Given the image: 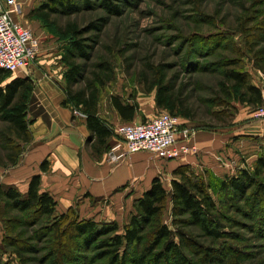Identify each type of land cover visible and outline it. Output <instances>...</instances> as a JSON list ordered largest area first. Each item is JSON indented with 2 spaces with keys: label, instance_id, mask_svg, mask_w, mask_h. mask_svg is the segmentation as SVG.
<instances>
[{
  "label": "rangeland",
  "instance_id": "obj_1",
  "mask_svg": "<svg viewBox=\"0 0 264 264\" xmlns=\"http://www.w3.org/2000/svg\"><path fill=\"white\" fill-rule=\"evenodd\" d=\"M48 1L50 0H20L21 8L16 19L30 27L40 37L45 56L42 62L50 61L51 66L55 67L57 77L64 78L62 82L65 86V73L69 65L65 55L71 40L70 36L65 34V28L68 24L75 23L84 30L82 38L88 39L85 43L89 45V56L75 60L82 65L84 79L73 87V91L90 87L99 89V115L113 126L114 134L121 123L128 122L123 121L112 106L111 95H121L132 102L142 101V98L151 96V91L156 94L158 87L156 82L160 80L165 84L174 85V88L182 93L186 107L190 110L189 119L195 121L194 125L226 134L229 137V147H236L235 143L243 139L255 138L248 134L250 125L264 127V119L236 120L239 108L234 102L237 100L226 99L224 104L213 102L217 101L218 97L224 98V95L220 94V81L224 71L222 63L225 59L237 61L238 66L234 67L249 72L252 81L256 79L259 83L263 82L264 0H108L115 10L105 7L103 0H90V6L84 2L79 3L77 12L53 13L48 20H44L32 11ZM16 74L23 73L11 72L12 76L7 82ZM147 87L150 88L147 90ZM153 107L155 114L167 110L158 106ZM246 107L250 113L255 108L253 105ZM77 109L84 113L81 108ZM115 138L119 140L117 134ZM241 142L245 143L239 150L233 148L235 155L227 156L229 159L222 156L224 160L220 159V162L225 163L223 165L230 170H225L227 171L225 175L223 173L220 176L209 169L203 170L191 165L207 179L210 193L217 201L220 192L219 182L238 175L243 169L238 170L239 165L243 167L245 163L244 151H247L249 146L246 141ZM109 144L108 142L107 146H110ZM263 151L264 143L258 150L252 152L256 154H252V159L248 158L249 165L246 163L244 169L252 170ZM236 159L239 161L238 166ZM0 167L3 168L0 171L2 174L5 169L12 166ZM173 176L168 175L162 181L168 189L171 187L169 178ZM259 180L264 181V176L259 177ZM252 196L248 195L241 200L235 197L225 204H220L218 211H221L223 216H219V212L213 213L226 233L224 238L205 236L197 225L184 227L190 237L204 249L218 250L219 258L210 263L204 260L206 258L204 249L201 253L197 252L199 248L186 249L191 263L264 264V235L259 232L257 226L260 221V208L264 203H255ZM2 205L0 199V210L3 208ZM73 207L81 219L100 218L101 212L111 209L108 215H115L109 198H91L89 210L84 211V214L78 202ZM131 212H135L134 207ZM60 214L55 212L50 221ZM127 214V219L118 220L119 232H123L124 225L130 220V213ZM15 215L18 214L15 212ZM163 221L175 229L171 224L169 210L163 215ZM33 222L31 219L18 226L12 236L30 240L29 237L34 236V231L39 227L33 226ZM6 233L3 217L0 216V260L2 264L8 262L21 264L16 254L3 242ZM30 241L37 249L35 252L25 254L26 264H52L54 259L52 238L35 236ZM92 253H85L89 258L86 264L93 263L89 257ZM106 262L107 259H103L93 264Z\"/></svg>",
  "mask_w": 264,
  "mask_h": 264
},
{
  "label": "trees",
  "instance_id": "obj_2",
  "mask_svg": "<svg viewBox=\"0 0 264 264\" xmlns=\"http://www.w3.org/2000/svg\"><path fill=\"white\" fill-rule=\"evenodd\" d=\"M90 6V0H50L43 3L32 12L38 17L48 20L53 13L71 14L79 10V3ZM103 5L111 10L114 6L103 0ZM94 23L91 24L93 28ZM65 34L70 36V44L66 49L65 59L69 61L65 73L67 93L65 105L81 108L86 115L87 126L94 138L92 150L94 156H101L109 148L108 142L114 134L113 126L100 115L98 108L97 87L73 91V87L84 79L82 65L75 62L78 58L89 56V45L82 38L84 30L75 23L68 24ZM237 61L225 59L222 66L224 71L220 81V94L214 103L224 104V100H237L248 105L258 106L263 103L261 87L255 85L251 75L238 67ZM11 72L0 68V165L14 166L25 150L26 144L33 140L28 119V100L35 86L32 77H11ZM64 78H62L63 80ZM64 84V83H63ZM156 105L167 109L180 117L189 118L190 110L182 93L172 84L157 81ZM150 87H147V90ZM218 96V95H217ZM111 104L121 119L131 122L139 112L137 101L125 99L121 95H111ZM48 162L42 163L46 170ZM171 187L164 186L162 180L156 177L151 187L134 201L135 212L123 232H119L117 221L104 222L95 219H81L75 207L53 217L57 201L49 192L41 191V176L32 177L28 191L22 193L15 185H0V199L3 205L0 216L6 226L3 242L16 254L21 264H26L25 254L35 252L31 241L33 237L50 236L52 238V264H86L89 258L85 253L93 252L90 257L93 263L107 259L106 264H193L189 260L186 249L193 248L201 253L204 249L190 234L185 226L197 225L204 235L215 239L225 237V232L213 216L219 212L220 204L238 198L244 199L253 195L255 203H264V151L259 155L252 170L242 169L238 175L221 180L219 200L210 193L209 184L203 174L198 173L190 165H182L173 172ZM169 210L171 224L163 221V215ZM15 212L18 215H15ZM259 232L264 235V204L260 208ZM33 226L39 225L30 240H22L12 236L18 226L29 220ZM177 226V227H175ZM16 234V233H15ZM19 235V234H18ZM42 238V237H41ZM205 261L214 262L218 250L205 248ZM85 254V256H84ZM92 263V264H93ZM0 264H2L0 260ZM3 264H10L3 263Z\"/></svg>",
  "mask_w": 264,
  "mask_h": 264
},
{
  "label": "crops",
  "instance_id": "obj_3",
  "mask_svg": "<svg viewBox=\"0 0 264 264\" xmlns=\"http://www.w3.org/2000/svg\"><path fill=\"white\" fill-rule=\"evenodd\" d=\"M43 53L38 63L36 61L30 65L28 73L13 76H30L35 82L28 100L27 116L31 122L33 140L26 145V151L22 153L19 161L11 168H4L2 174L0 173V184L15 185L22 193H26L32 177L40 175L41 191L49 192L57 201L55 212L62 214L78 202L84 214V211L89 210L91 198H109L115 215H108L112 209L104 210L99 214L100 218L95 220L109 219L119 222L120 218H128L127 213H130L131 217L134 213L131 212L134 201L151 187L154 178L159 177L163 181L182 165L209 169L222 176L223 173L226 174L225 170L229 169L220 159L224 160L222 156L229 159L227 156L235 155L233 148L239 150L245 143L241 141H246L249 148L247 151L241 149L245 152V163L241 167L236 159L238 170L246 167V163L249 165L252 154H256L252 152L264 143V127L261 125H250L248 134L255 138L243 139L232 148L228 146L229 137L226 134L199 128L197 124L194 125L195 121L181 118L185 125L194 128V134L188 140L191 151L183 157L163 160L150 152L140 151L111 163L109 155L111 147L117 142L116 133L109 139V148L96 157L92 150L94 138H91L86 116H75L73 109L64 104L67 93L62 77H57L55 67L51 66L50 61L42 62L45 59ZM257 81L255 79L253 83L261 87L264 99V79L263 82L260 80V83ZM150 95L138 101L139 112L131 122H142L157 114L153 112V106H157L156 94L151 91ZM234 103L238 104L239 108L236 120H257L253 113L247 111L248 104L237 101ZM115 114L117 115L116 112ZM44 161L48 162L46 170L42 168ZM1 169L3 168L0 167V171ZM163 184L165 186V183Z\"/></svg>",
  "mask_w": 264,
  "mask_h": 264
},
{
  "label": "built area",
  "instance_id": "obj_4",
  "mask_svg": "<svg viewBox=\"0 0 264 264\" xmlns=\"http://www.w3.org/2000/svg\"><path fill=\"white\" fill-rule=\"evenodd\" d=\"M20 8V0H0V68L12 73H28L43 52L40 37L16 19ZM252 113L256 119H264V101ZM73 114L86 116L77 108H73ZM115 131L119 140L110 149L111 163L140 151L163 160L178 159L190 153L188 140L194 134L179 115L167 110L142 122L120 124Z\"/></svg>",
  "mask_w": 264,
  "mask_h": 264
}]
</instances>
